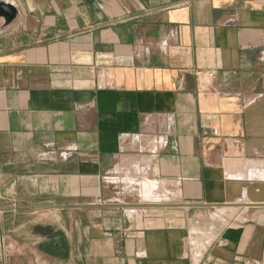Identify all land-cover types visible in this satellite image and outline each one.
Listing matches in <instances>:
<instances>
[{"label":"crops","instance_id":"crops-1","mask_svg":"<svg viewBox=\"0 0 264 264\" xmlns=\"http://www.w3.org/2000/svg\"><path fill=\"white\" fill-rule=\"evenodd\" d=\"M0 2V264H264V0Z\"/></svg>","mask_w":264,"mask_h":264},{"label":"water","instance_id":"water-1","mask_svg":"<svg viewBox=\"0 0 264 264\" xmlns=\"http://www.w3.org/2000/svg\"><path fill=\"white\" fill-rule=\"evenodd\" d=\"M18 16V10L17 8L9 3L5 2H0V17L4 18L5 22L7 25L11 24L16 20ZM251 206H264V204H256V205H251ZM59 207L53 206V205H33V206H28V207H15V206H10V207H0V211H13L16 209L19 210H40V211H47V210H53L57 209Z\"/></svg>","mask_w":264,"mask_h":264},{"label":"rangeland","instance_id":"rangeland-1","mask_svg":"<svg viewBox=\"0 0 264 264\" xmlns=\"http://www.w3.org/2000/svg\"><path fill=\"white\" fill-rule=\"evenodd\" d=\"M10 198H13V196H9V195L2 196L0 194V207H10V206L19 207L18 204H10L9 201H8V199H10ZM35 205H38V204H35ZM34 211H40V210H34ZM20 212L21 211L19 209H16V210H13V211H0V223H3V221L8 220L9 218H10V220L13 219L14 215H18ZM229 213H231V212H229ZM232 213L229 215L230 219L227 222H232V220L235 219V217H237V214L239 213V210L235 209V210H233ZM19 218H20V216L18 215L16 217V219H19ZM5 223H8V222H5ZM236 224L237 223H224L221 226L217 227V229L220 230L221 227H225V226H228V225H236ZM209 227H210L209 223H203L202 224V230H206V229L208 230Z\"/></svg>","mask_w":264,"mask_h":264},{"label":"built area","instance_id":"built-area-1","mask_svg":"<svg viewBox=\"0 0 264 264\" xmlns=\"http://www.w3.org/2000/svg\"><path fill=\"white\" fill-rule=\"evenodd\" d=\"M208 77H209V78H213V77H214V73H209V74H208Z\"/></svg>","mask_w":264,"mask_h":264},{"label":"bare ground","instance_id":"bare-ground-1","mask_svg":"<svg viewBox=\"0 0 264 264\" xmlns=\"http://www.w3.org/2000/svg\"><path fill=\"white\" fill-rule=\"evenodd\" d=\"M264 189V188H263ZM263 189H262V192H263ZM261 190V189H260ZM252 193V192H251ZM258 194V193H257ZM262 194H264V193H262ZM255 195V194H254ZM259 195H261V194H259ZM262 196V195H261ZM252 198V197H251ZM261 198V197H260Z\"/></svg>","mask_w":264,"mask_h":264}]
</instances>
